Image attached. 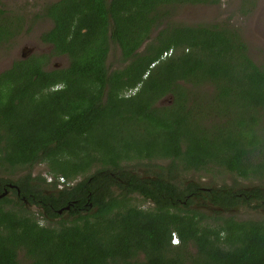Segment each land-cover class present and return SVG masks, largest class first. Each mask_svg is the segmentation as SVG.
Returning <instances> with one entry per match:
<instances>
[{
    "label": "trees",
    "instance_id": "trees-1",
    "mask_svg": "<svg viewBox=\"0 0 264 264\" xmlns=\"http://www.w3.org/2000/svg\"><path fill=\"white\" fill-rule=\"evenodd\" d=\"M219 2L45 6L52 26L40 41L68 66L46 70L48 55H30L0 73V170L45 164L51 181L0 177V264H264V219L190 208L195 198L223 211L264 209V187L206 191L176 178L221 168L264 180V63L236 28L170 22L181 6ZM22 22L0 0V47ZM111 47L124 64L113 71ZM154 160L168 162L157 178L124 171L126 162ZM78 177L57 189L60 178ZM134 192L153 207L133 205Z\"/></svg>",
    "mask_w": 264,
    "mask_h": 264
},
{
    "label": "rangeland",
    "instance_id": "rangeland-1",
    "mask_svg": "<svg viewBox=\"0 0 264 264\" xmlns=\"http://www.w3.org/2000/svg\"><path fill=\"white\" fill-rule=\"evenodd\" d=\"M56 1L58 0H1L4 11L20 15L23 22L18 35L9 44L0 47V73L7 70L14 61L30 55H48L46 70L66 68L68 66L66 56L53 55L51 57L52 47L40 41V35L48 31L52 26L51 22L42 15L44 8L46 5ZM252 1L253 4H251ZM170 22L187 25L218 24L236 28L247 43L251 59L256 64L264 63V0H248L247 2L246 0H220L218 5H185L176 9L170 18ZM155 35L156 31L152 33L151 38ZM143 47L144 45L140 48V52ZM107 65L111 71L124 67V64L119 61L118 53L115 52L114 47H111ZM167 102L168 99L165 98L160 101V104L165 105ZM167 163V161L162 160L131 161L124 163L123 166L138 173L144 172L145 168L154 169L153 167L165 166ZM94 170L95 167L90 170V173ZM28 173H31L32 177L39 176L48 181V167L45 164H38L29 169L18 168L11 174L0 170V177L11 175L7 178L14 181ZM177 179L178 182L193 181L207 187L226 186L234 189L253 186L264 187V180L243 179L221 168H207L205 171L198 172L179 171ZM75 181L76 179L72 182ZM9 196L12 198L11 195ZM134 203L142 208L150 207L149 204L143 203L139 199H135ZM30 209L36 214L40 222L48 224L43 221L38 209L34 206H30ZM228 215L233 216L237 220L264 219V210L242 206L231 209Z\"/></svg>",
    "mask_w": 264,
    "mask_h": 264
},
{
    "label": "flooded vegetation",
    "instance_id": "flooded-vegetation-1",
    "mask_svg": "<svg viewBox=\"0 0 264 264\" xmlns=\"http://www.w3.org/2000/svg\"><path fill=\"white\" fill-rule=\"evenodd\" d=\"M24 59V58H23ZM160 103V102H159ZM161 105H163L161 103ZM154 169H147L145 168L144 169V172H134L132 171L131 169H126L124 171L128 172L130 175L132 176H135L137 177L138 179L140 180H146V179H154V178H157L156 176L159 175V166L157 167H153ZM151 169V170H150ZM178 175V174H177ZM177 178V177H176ZM81 178L78 177L76 178V181L75 182H72V181H67V184H64V183H57L56 187L58 190H61L65 185L66 187H72L76 182L80 181ZM178 180V179H177ZM190 182H193V181H190ZM197 183L203 190H206V191H210V188L211 189H217V188H220V187H207V186H203L201 184H199L198 182H195ZM221 187H226V186H221ZM227 188V187H226ZM115 188H113L114 190ZM242 189V188H240ZM118 193V191H117ZM131 198H132V204L135 205L136 207L138 208H141V209H149L150 207H153V204H151L150 202L148 201H145L142 199V196L138 193V192H134L132 194H130ZM135 199H139L141 200L143 203H146V204H149L150 207L149 208H142L140 206H137L135 203H134V200ZM193 205L190 206V208L192 209H195V210H201L203 212H205L208 216L210 215H213V216H216L219 215V216H224V217H228V216H231V215H228V212L230 211H223L222 209L218 208V207H215L213 206L212 204H210L209 202H203L202 200H197L195 198H193ZM245 207V206H244ZM254 209H262V208H254ZM264 210V209H263ZM61 214V213H60ZM217 214V215H216ZM233 217V216H232ZM63 218L66 220V216L64 215ZM69 219V218H68ZM250 220H261V219H250ZM239 221H243V220H239ZM176 236V235H174ZM178 239V238H177ZM172 240V238H171ZM179 243V241H178ZM177 243V244H178ZM172 244V243H171ZM173 245V244H172Z\"/></svg>",
    "mask_w": 264,
    "mask_h": 264
},
{
    "label": "built area",
    "instance_id": "built-area-1",
    "mask_svg": "<svg viewBox=\"0 0 264 264\" xmlns=\"http://www.w3.org/2000/svg\"><path fill=\"white\" fill-rule=\"evenodd\" d=\"M168 54H163V57H166ZM48 181H51V179H48ZM64 181H63V179H59L58 180V183H63ZM171 243L173 244V245H176L177 243H178V239H177V237L176 236H172V240H171Z\"/></svg>",
    "mask_w": 264,
    "mask_h": 264
},
{
    "label": "water",
    "instance_id": "water-1",
    "mask_svg": "<svg viewBox=\"0 0 264 264\" xmlns=\"http://www.w3.org/2000/svg\"><path fill=\"white\" fill-rule=\"evenodd\" d=\"M59 213H61V210L59 211Z\"/></svg>",
    "mask_w": 264,
    "mask_h": 264
}]
</instances>
